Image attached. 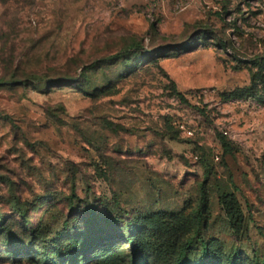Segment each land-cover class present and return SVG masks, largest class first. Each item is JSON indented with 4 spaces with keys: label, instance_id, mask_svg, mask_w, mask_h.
Segmentation results:
<instances>
[{
    "label": "rangeland",
    "instance_id": "rangeland-1",
    "mask_svg": "<svg viewBox=\"0 0 264 264\" xmlns=\"http://www.w3.org/2000/svg\"><path fill=\"white\" fill-rule=\"evenodd\" d=\"M133 231L264 264V0H0V264Z\"/></svg>",
    "mask_w": 264,
    "mask_h": 264
},
{
    "label": "trees",
    "instance_id": "trees-1",
    "mask_svg": "<svg viewBox=\"0 0 264 264\" xmlns=\"http://www.w3.org/2000/svg\"><path fill=\"white\" fill-rule=\"evenodd\" d=\"M178 98L185 100L184 97L177 93ZM219 142L224 151H228L229 146L226 141L219 138ZM125 239L128 243L127 261L128 264H182L183 249L175 250L172 246V238L168 237L164 240L153 242L150 239L141 236L137 232H127ZM105 248L109 245L107 240L104 243ZM82 250V248L80 247ZM204 254L209 256L208 249L204 248ZM85 254L81 253V258H84ZM150 258L148 263H144V258ZM70 262V261H68ZM106 264H112L111 262ZM224 264H237L235 259H228Z\"/></svg>",
    "mask_w": 264,
    "mask_h": 264
}]
</instances>
